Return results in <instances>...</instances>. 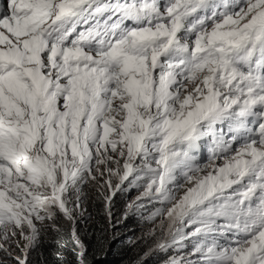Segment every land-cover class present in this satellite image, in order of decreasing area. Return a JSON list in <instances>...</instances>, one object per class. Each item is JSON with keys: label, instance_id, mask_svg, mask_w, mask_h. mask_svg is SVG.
<instances>
[{"label": "snow or ice", "instance_id": "snow-or-ice-1", "mask_svg": "<svg viewBox=\"0 0 264 264\" xmlns=\"http://www.w3.org/2000/svg\"><path fill=\"white\" fill-rule=\"evenodd\" d=\"M89 182L110 221L139 190L166 264H264V0H4L0 264L57 214L86 255Z\"/></svg>", "mask_w": 264, "mask_h": 264}, {"label": "clouds", "instance_id": "clouds-1", "mask_svg": "<svg viewBox=\"0 0 264 264\" xmlns=\"http://www.w3.org/2000/svg\"><path fill=\"white\" fill-rule=\"evenodd\" d=\"M0 10L3 9L4 0H0ZM118 182L113 178V183ZM127 183V182H126ZM85 199L82 203L83 214H79V210L76 216V228L79 232L80 241L85 251V246L81 237L82 228L90 226L93 220V212L91 206L94 202L98 204L99 213L102 215L104 222L108 228V238L110 246H112V253H118L121 249L135 248L138 252L134 261H139L140 264H166L169 256L172 254L169 252L161 251L157 248V244L167 239L166 231L161 230L159 225V218L156 222H150L147 217L151 211L154 210V206L151 204L145 205L140 209L128 210L127 205L134 201L139 195V190L136 188H125L123 191H118L112 197L111 213L113 220L110 221L108 215V205L101 194L99 186L93 182H89L83 186V192L81 193ZM75 198V197H74ZM158 206V205H156ZM96 213V212H95ZM115 223V227L112 224ZM67 227L69 236L72 237V223L65 220L61 214H57L55 223L49 222V226L42 232L41 247L43 244H47L49 238L58 233V231ZM167 228V221H165V229ZM19 239V236L16 237ZM74 240V239H73ZM15 243V241L13 242ZM15 247V245H13ZM38 247V248H39ZM38 248L32 252L30 256L31 264H35L33 255L38 253ZM81 248L76 251L77 264H81V256L79 255Z\"/></svg>", "mask_w": 264, "mask_h": 264}, {"label": "trees", "instance_id": "trees-1", "mask_svg": "<svg viewBox=\"0 0 264 264\" xmlns=\"http://www.w3.org/2000/svg\"><path fill=\"white\" fill-rule=\"evenodd\" d=\"M91 209L96 212H93L92 223L81 230L86 253L81 257V264H140L139 261H134L138 252L135 248H124L118 253H112L109 230L99 213L98 204L94 202ZM78 250L79 247L69 236L68 228L63 227L49 238L47 244L38 248L33 260L35 264H77Z\"/></svg>", "mask_w": 264, "mask_h": 264}, {"label": "rangeland", "instance_id": "rangeland-1", "mask_svg": "<svg viewBox=\"0 0 264 264\" xmlns=\"http://www.w3.org/2000/svg\"><path fill=\"white\" fill-rule=\"evenodd\" d=\"M13 245H15V243H13Z\"/></svg>", "mask_w": 264, "mask_h": 264}]
</instances>
